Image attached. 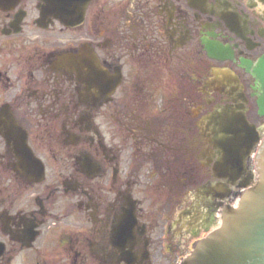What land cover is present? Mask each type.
<instances>
[{"label":"flooded vegetation","instance_id":"flooded-vegetation-1","mask_svg":"<svg viewBox=\"0 0 264 264\" xmlns=\"http://www.w3.org/2000/svg\"><path fill=\"white\" fill-rule=\"evenodd\" d=\"M46 8L0 0V120L32 161L0 132V264H185L246 193L227 197L217 133L241 114L264 131L243 63L264 57V0ZM262 139L246 181L264 179Z\"/></svg>","mask_w":264,"mask_h":264},{"label":"water","instance_id":"water-1","mask_svg":"<svg viewBox=\"0 0 264 264\" xmlns=\"http://www.w3.org/2000/svg\"><path fill=\"white\" fill-rule=\"evenodd\" d=\"M43 1L47 3L43 13L64 21L70 8L74 21L83 16L84 9L91 0ZM245 65L260 84L261 97L258 105L260 115L264 116V58L255 69L248 63ZM1 123L2 121L1 134L7 139L10 149L17 157H23L24 164H27L29 149L26 135L22 137L20 130L11 123ZM219 127L218 146L224 152L223 162L217 165V170L223 173L219 177L231 176L232 185H237L239 180L238 187L247 188L250 182L239 174L253 149L259 144V132L244 115L226 118ZM188 264H264V185L247 196L239 211L229 213L223 229L202 242Z\"/></svg>","mask_w":264,"mask_h":264},{"label":"rangeland","instance_id":"rangeland-1","mask_svg":"<svg viewBox=\"0 0 264 264\" xmlns=\"http://www.w3.org/2000/svg\"><path fill=\"white\" fill-rule=\"evenodd\" d=\"M145 204H147V202ZM17 264H21V262H18Z\"/></svg>","mask_w":264,"mask_h":264}]
</instances>
